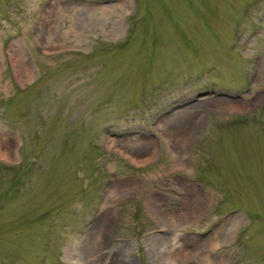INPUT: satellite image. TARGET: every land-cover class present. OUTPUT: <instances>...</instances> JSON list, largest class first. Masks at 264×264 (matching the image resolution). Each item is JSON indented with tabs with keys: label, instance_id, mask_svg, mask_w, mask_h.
<instances>
[{
	"label": "rangeland",
	"instance_id": "1",
	"mask_svg": "<svg viewBox=\"0 0 264 264\" xmlns=\"http://www.w3.org/2000/svg\"><path fill=\"white\" fill-rule=\"evenodd\" d=\"M0 145V264H264V0H0Z\"/></svg>",
	"mask_w": 264,
	"mask_h": 264
},
{
	"label": "bare ground",
	"instance_id": "2",
	"mask_svg": "<svg viewBox=\"0 0 264 264\" xmlns=\"http://www.w3.org/2000/svg\"><path fill=\"white\" fill-rule=\"evenodd\" d=\"M9 152L5 149V148H3L1 145H0V157L1 158H9ZM137 163H143V161H137Z\"/></svg>",
	"mask_w": 264,
	"mask_h": 264
}]
</instances>
